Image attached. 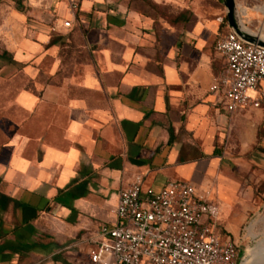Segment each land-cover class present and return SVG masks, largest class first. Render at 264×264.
Returning a JSON list of instances; mask_svg holds the SVG:
<instances>
[{"label": "crops", "instance_id": "crops-1", "mask_svg": "<svg viewBox=\"0 0 264 264\" xmlns=\"http://www.w3.org/2000/svg\"><path fill=\"white\" fill-rule=\"evenodd\" d=\"M80 7L90 60L41 96L24 92L26 131L2 146L0 193L15 203L0 206V264H92L84 240L104 224L96 222L110 201L114 215L136 175L155 190L192 183L218 206L224 234L238 245L256 238L264 229V108L232 119L210 91L223 63L216 39L151 37L152 21L122 1ZM79 244L88 262L77 258Z\"/></svg>", "mask_w": 264, "mask_h": 264}, {"label": "rangeland", "instance_id": "rangeland-1", "mask_svg": "<svg viewBox=\"0 0 264 264\" xmlns=\"http://www.w3.org/2000/svg\"><path fill=\"white\" fill-rule=\"evenodd\" d=\"M72 1L0 0V160L3 158L2 146L17 134L26 131L27 118L31 117L26 110L25 122L19 120L22 110L18 108V102L21 101L22 94L25 92L30 96H41L47 85H61L65 77L80 76L82 65L90 60V51L84 47L81 0H75L78 8L73 28L64 25L72 15ZM116 1H122L129 11L150 19L151 27L146 33L157 39L166 37L172 41L177 35H184L189 39L195 31L196 36L204 42L212 40L214 43L215 39L229 31L226 8L220 0ZM236 2L245 26L254 33L263 32L264 14L256 8L264 4L260 0ZM107 5H104L106 9ZM260 108H264V101ZM253 110L256 109L239 110L231 114V118L241 112ZM115 203L110 201L107 204L104 210L106 218L96 223L115 222V215L110 212ZM222 237L225 239L227 234L223 233ZM263 238L264 229L258 231L256 238H246L239 245L240 257L246 255L247 247L254 246ZM79 245L83 249L76 255L77 258L88 262L86 245Z\"/></svg>", "mask_w": 264, "mask_h": 264}, {"label": "built area", "instance_id": "built-area-1", "mask_svg": "<svg viewBox=\"0 0 264 264\" xmlns=\"http://www.w3.org/2000/svg\"><path fill=\"white\" fill-rule=\"evenodd\" d=\"M264 4V0H260ZM77 1L70 4L73 19ZM72 27L73 20H66ZM223 67L210 91L233 114L264 101V48L242 41L229 27L216 40ZM115 222L101 224L84 242L92 264H238L239 245L222 237L219 208L196 187L173 180L155 190L141 175L120 190Z\"/></svg>", "mask_w": 264, "mask_h": 264}, {"label": "water", "instance_id": "water-1", "mask_svg": "<svg viewBox=\"0 0 264 264\" xmlns=\"http://www.w3.org/2000/svg\"><path fill=\"white\" fill-rule=\"evenodd\" d=\"M226 8V18L230 29L244 42L264 48V39L259 34L249 31L242 22L239 14V9L236 0H221ZM240 263L243 264L244 255L239 258ZM250 264H264L250 263Z\"/></svg>", "mask_w": 264, "mask_h": 264}, {"label": "bare ground", "instance_id": "bare-ground-1", "mask_svg": "<svg viewBox=\"0 0 264 264\" xmlns=\"http://www.w3.org/2000/svg\"><path fill=\"white\" fill-rule=\"evenodd\" d=\"M256 9L258 12L264 14V6L257 7ZM259 36L264 39V28H263V32L259 33ZM262 262H264V238L257 241L254 246L247 247L246 255H244V259H243V264L262 263Z\"/></svg>", "mask_w": 264, "mask_h": 264}, {"label": "trees", "instance_id": "trees-1", "mask_svg": "<svg viewBox=\"0 0 264 264\" xmlns=\"http://www.w3.org/2000/svg\"><path fill=\"white\" fill-rule=\"evenodd\" d=\"M225 22H226V19H225ZM228 28H229V26H228ZM222 67H223V64H222L220 70L222 69ZM220 70H219V72H220ZM10 203H15V200L0 193V206H2L4 209H6Z\"/></svg>", "mask_w": 264, "mask_h": 264}]
</instances>
